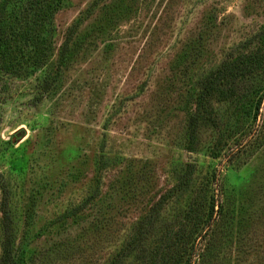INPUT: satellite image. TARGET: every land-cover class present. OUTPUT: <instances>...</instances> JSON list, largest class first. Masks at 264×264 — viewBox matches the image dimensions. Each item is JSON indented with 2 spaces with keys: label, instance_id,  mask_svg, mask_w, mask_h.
<instances>
[{
  "label": "rangeland",
  "instance_id": "rangeland-1",
  "mask_svg": "<svg viewBox=\"0 0 264 264\" xmlns=\"http://www.w3.org/2000/svg\"><path fill=\"white\" fill-rule=\"evenodd\" d=\"M4 1L10 17L27 4ZM43 23L42 65L0 68V186L17 256L144 264L147 247L170 243L190 264H264V98L253 117L264 71L214 100L216 123L200 118L188 139L201 79L263 50L264 0H61ZM190 202L198 225L183 223Z\"/></svg>",
  "mask_w": 264,
  "mask_h": 264
},
{
  "label": "trees",
  "instance_id": "trees-1",
  "mask_svg": "<svg viewBox=\"0 0 264 264\" xmlns=\"http://www.w3.org/2000/svg\"><path fill=\"white\" fill-rule=\"evenodd\" d=\"M10 1L5 0L2 3L3 7L5 8ZM60 3L61 0H27L26 7L22 9L23 16L20 10L19 15H16L14 7H11L14 17L6 14L7 11H0V68L4 72L14 76L18 74L21 66L26 63H29L30 68L33 69L42 65L41 63L48 57L51 42L44 35L43 22L47 16L58 8ZM67 46L68 40L66 39L62 47L61 56L66 54ZM260 47H263V50L260 48L257 52L255 51L249 55H242L232 61H224L201 79L198 93L195 97V112L189 120L188 139L193 140L195 137L200 118H204L210 123H216L217 119L213 117L214 111L212 107L214 100L234 99L237 96L235 88L240 77L245 76L249 73L248 71H264V45ZM263 98L264 87L261 89L259 97L255 100V104L251 101L254 106V118L259 113ZM0 189L2 192L0 202L2 228L0 264H26L25 259L20 258L14 252L13 219L9 209V197L4 186H0ZM213 207V204H211L208 208V214L203 216L207 222L211 219ZM196 210L193 202H190L182 219L185 225L194 220L192 214L197 212ZM196 220L198 221L196 225H198L201 222V218L196 216L194 222ZM145 239V233L142 228H139L136 236L130 241L129 247L132 249L138 247L144 243ZM193 243L194 239L192 240V238L185 242L187 246L190 245L191 247ZM171 246L168 243V245L162 247L160 243L153 248L147 247V250H145L147 253L143 258L144 264H190L189 257L186 261L182 260L184 251L181 252L179 249L177 252L174 251L172 253ZM112 264L117 263L113 262Z\"/></svg>",
  "mask_w": 264,
  "mask_h": 264
},
{
  "label": "water",
  "instance_id": "water-1",
  "mask_svg": "<svg viewBox=\"0 0 264 264\" xmlns=\"http://www.w3.org/2000/svg\"><path fill=\"white\" fill-rule=\"evenodd\" d=\"M15 136H17L18 139H20V137L22 136V134L21 133L20 134L19 133H16Z\"/></svg>",
  "mask_w": 264,
  "mask_h": 264
}]
</instances>
